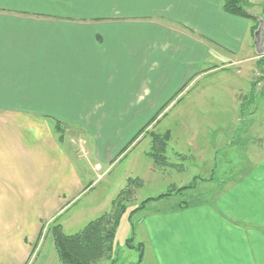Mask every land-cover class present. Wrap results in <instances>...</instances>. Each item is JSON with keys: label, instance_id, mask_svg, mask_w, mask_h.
I'll use <instances>...</instances> for the list:
<instances>
[{"label": "crops", "instance_id": "crops-1", "mask_svg": "<svg viewBox=\"0 0 264 264\" xmlns=\"http://www.w3.org/2000/svg\"><path fill=\"white\" fill-rule=\"evenodd\" d=\"M253 28L223 0H0V264H34L44 226L91 188L74 138L76 156L102 168L134 147L138 124L167 118L170 165H198L173 185L212 189L186 209L143 215L145 257L264 264V106L251 109L264 105L253 90L264 63ZM149 143L144 176L156 184ZM84 217L70 227L83 231ZM50 248L42 264H60Z\"/></svg>", "mask_w": 264, "mask_h": 264}, {"label": "rangeland", "instance_id": "rangeland-1", "mask_svg": "<svg viewBox=\"0 0 264 264\" xmlns=\"http://www.w3.org/2000/svg\"><path fill=\"white\" fill-rule=\"evenodd\" d=\"M263 7L261 2L251 1L248 12L253 17L264 21V16L262 15ZM253 27V32H256L259 24L257 25V23L253 21ZM256 61L257 63H264V55L261 57L256 56ZM262 69L264 71V66ZM217 83L216 85L218 87L220 85L219 81H217ZM257 83H264V73H257L254 75L253 90ZM258 94L264 95V90H260ZM263 106L264 105L261 104L256 105L255 99L251 109L255 107L262 108ZM171 117L172 116H170V118ZM166 120L163 122L161 121L156 127H150L145 131H140L143 124H138L136 131L132 133L135 134L133 137L139 133L142 134L135 142L134 147H130L120 157H117L119 156L118 154L115 155L112 159L113 163H110L111 165L101 164L102 168L99 164H96L97 162L93 154L83 155L82 158L76 156L75 152L79 151L81 144L76 143L75 138L73 139L74 141L71 142L70 146L74 152V165L84 182V178L88 177L87 182L90 184L91 188L78 202L70 205L67 211H64L61 216H58L52 223L44 226L41 243L42 254H47V252L50 251L49 249H51V245L52 255L55 253L53 246L54 227L58 226L63 235L72 236L78 234L81 229L78 226L75 227V223L70 227L69 222L76 221L79 216H85L83 224H86V228L88 226L87 223L98 219H103L106 222L111 218L112 214L117 211V215L112 218V220H109L112 222L114 219L117 220L114 238L111 243L112 250L95 264H150L148 256L145 257L146 254L144 255L142 246L138 244V239L136 238V236L138 237V232L140 230L139 226L143 215L148 212L166 211L172 207H179L182 203H186L190 206L194 202H199L200 200H209V190L212 189L209 188V181L205 180L200 183L197 188L196 185L198 181H194L191 190L177 191L178 188L175 187L173 183L177 184L179 178L185 179L182 181L184 183H181V185L191 182L194 177L193 167L198 165L194 164V161L189 162L190 164L182 163L170 165V160L175 159L170 153H167L169 159L166 158V164L169 166H162L160 169L155 167L156 169H154V173L158 174L163 179L159 180L156 184L146 183V178L144 176L146 174L145 167L147 164H151V161L145 158L144 153H146L145 151L150 147V133L162 135V128L165 124H168ZM58 134L62 136L61 133ZM170 139L172 142L173 139ZM76 144H78V146H76ZM67 148L69 147L67 146ZM235 165L232 166L236 167ZM96 167H99L100 170L97 171L95 169ZM225 168L226 164H217L216 176L218 178L223 176ZM200 176L201 178H208L209 174L204 172ZM98 177L101 178L98 179ZM223 183L224 181L221 182L220 185L218 184L219 186L215 190H219V188L223 186ZM205 192L207 195L203 196ZM169 193L171 194L169 197L152 201L161 195ZM147 200L150 201L146 202ZM42 254L34 264H42L44 260L47 261L46 258H43ZM140 256L141 258H139Z\"/></svg>", "mask_w": 264, "mask_h": 264}, {"label": "trees", "instance_id": "trees-1", "mask_svg": "<svg viewBox=\"0 0 264 264\" xmlns=\"http://www.w3.org/2000/svg\"><path fill=\"white\" fill-rule=\"evenodd\" d=\"M251 1L261 2L264 6V0H223V11L228 15L253 20L258 25L257 21L259 19L253 17L248 12ZM262 15L264 16V7L262 9ZM146 128L147 127H145V129ZM145 129L143 131H145ZM141 134L142 133L137 134L130 145L134 143ZM150 137L151 149L148 155L152 160L154 167L160 169L162 166H169L166 164L167 160L165 156L168 135L150 133ZM192 187V185H189L182 187L177 191L191 190ZM169 196H171L170 193L161 195L152 201L161 200ZM149 201L150 200H147L146 202ZM188 206L189 205L186 203H182L178 208L186 209ZM116 215L117 211L112 214L109 220H112V218H114ZM109 220L105 222L103 219H98L96 221L90 222L83 231L72 236H65L61 233V230L58 226L54 227L53 243L59 262L61 264H95L107 253L111 252V243L114 238L117 220L114 219L113 222ZM139 258H141V256Z\"/></svg>", "mask_w": 264, "mask_h": 264}, {"label": "water", "instance_id": "water-1", "mask_svg": "<svg viewBox=\"0 0 264 264\" xmlns=\"http://www.w3.org/2000/svg\"><path fill=\"white\" fill-rule=\"evenodd\" d=\"M259 27L256 32H254L253 37V44L255 53L258 57L264 55V38H263V31H264V23L262 20H258Z\"/></svg>", "mask_w": 264, "mask_h": 264}, {"label": "built area", "instance_id": "built-area-1", "mask_svg": "<svg viewBox=\"0 0 264 264\" xmlns=\"http://www.w3.org/2000/svg\"><path fill=\"white\" fill-rule=\"evenodd\" d=\"M260 90H264V83H257V84H255V87H254V91H255V93L258 94ZM95 169H96L97 171L100 170L99 167H96ZM100 178H101V177H98V179H100Z\"/></svg>", "mask_w": 264, "mask_h": 264}]
</instances>
